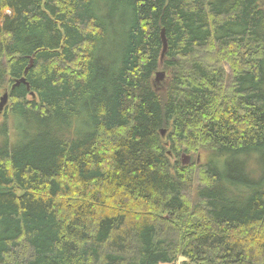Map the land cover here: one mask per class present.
Here are the masks:
<instances>
[{
    "label": "trees",
    "instance_id": "16d2710c",
    "mask_svg": "<svg viewBox=\"0 0 264 264\" xmlns=\"http://www.w3.org/2000/svg\"><path fill=\"white\" fill-rule=\"evenodd\" d=\"M6 92L0 264H264V0H0Z\"/></svg>",
    "mask_w": 264,
    "mask_h": 264
},
{
    "label": "water",
    "instance_id": "95a60500",
    "mask_svg": "<svg viewBox=\"0 0 264 264\" xmlns=\"http://www.w3.org/2000/svg\"><path fill=\"white\" fill-rule=\"evenodd\" d=\"M165 35H166V32H165V29H163L162 32H161V35H160V36H161V38H162L163 45H164V48H163V49H164V53H165L166 50H167L166 48H168L167 37H166ZM164 53H163V55H164ZM31 67H33V60H31V65L28 66V69H27V71H26V74H28V71H29V69H30ZM155 75H156V76H155V82H156L157 84H163V83L166 82V80H167V74H166V72H164V71H162V72L159 71V72H157V74H155ZM25 79H26V78L24 77V78L21 79V80H17V82H16V84L13 86V88H15L16 86H19L20 84H28V83H27V80H25ZM8 101H9V93L6 92V93H4V95L1 97V101H0V112H2V111L4 110V108L6 107L5 105L8 104ZM164 133H166V132H163L162 134H164ZM181 160H183L182 162H183L184 165H187V163H189L188 161L190 160V157H189L188 155H186V154H183ZM184 261H187V259L181 257L180 260H179V262H178L177 264L182 263V262H184Z\"/></svg>",
    "mask_w": 264,
    "mask_h": 264
},
{
    "label": "rangeland",
    "instance_id": "374dc122",
    "mask_svg": "<svg viewBox=\"0 0 264 264\" xmlns=\"http://www.w3.org/2000/svg\"><path fill=\"white\" fill-rule=\"evenodd\" d=\"M226 67V71L227 72H229V73H231V69H230V67L229 66H225ZM167 136V133H164V134H162V138H165ZM190 157V160L188 161L189 163H191V161L193 160V157L192 156H189ZM181 160V159H180ZM183 160H181L180 162L181 163H183L182 162ZM189 163H187V164H189ZM173 164V163H172ZM187 179H188V181L191 183V185H192V187H194V186H197V182H199V177L198 176H196V174H191V175H188L187 176ZM195 194H193V196H194ZM179 264H182V263H179Z\"/></svg>",
    "mask_w": 264,
    "mask_h": 264
}]
</instances>
